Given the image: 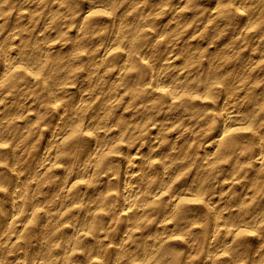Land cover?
Returning a JSON list of instances; mask_svg holds the SVG:
<instances>
[{
    "label": "clouds",
    "instance_id": "1",
    "mask_svg": "<svg viewBox=\"0 0 264 264\" xmlns=\"http://www.w3.org/2000/svg\"><path fill=\"white\" fill-rule=\"evenodd\" d=\"M0 264H264V0H0Z\"/></svg>",
    "mask_w": 264,
    "mask_h": 264
}]
</instances>
